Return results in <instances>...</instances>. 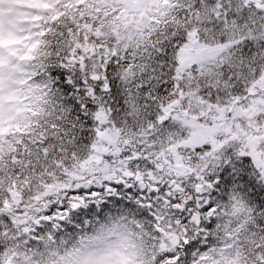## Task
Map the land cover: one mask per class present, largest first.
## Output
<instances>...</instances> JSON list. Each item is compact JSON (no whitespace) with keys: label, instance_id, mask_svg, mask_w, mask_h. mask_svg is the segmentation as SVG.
<instances>
[{"label":"snow or ice","instance_id":"1","mask_svg":"<svg viewBox=\"0 0 264 264\" xmlns=\"http://www.w3.org/2000/svg\"><path fill=\"white\" fill-rule=\"evenodd\" d=\"M0 264H264V0H0Z\"/></svg>","mask_w":264,"mask_h":264}]
</instances>
